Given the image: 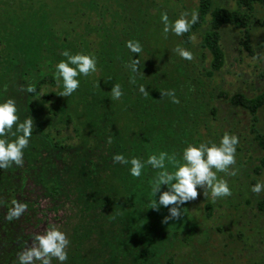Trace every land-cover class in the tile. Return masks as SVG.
Segmentation results:
<instances>
[{
    "label": "trees",
    "instance_id": "trees-1",
    "mask_svg": "<svg viewBox=\"0 0 264 264\" xmlns=\"http://www.w3.org/2000/svg\"><path fill=\"white\" fill-rule=\"evenodd\" d=\"M256 2L264 4V0H238L247 12L253 10ZM195 11L198 19L188 32L179 36V43L187 49L192 34L200 28L205 17L210 16L209 29L200 43L211 55L210 70L206 71L211 76L224 61L219 45L220 28L231 24L245 31L249 16L239 9L213 6L212 0H198ZM135 32L136 28L127 32L128 38L139 41L142 52L138 55L129 52L125 47V41L129 40L125 34L120 40V49L105 62L109 81L118 83L139 105L133 112L139 128L123 155L143 160L147 155L163 152L165 170L171 173L183 162L184 147L200 140L196 115L201 105L189 99L190 92H202L200 76L192 75L194 72L188 67L190 60L179 55L177 59L174 52L169 51L164 60L162 53L155 55L153 49H149L145 32L133 34ZM54 42L44 4L0 0V100L12 98L19 120L28 116L33 120L23 163L0 170V264H18L17 253L32 246L34 234L46 230L38 232L35 228L39 222L47 223V215L50 219L53 213L55 219H59L56 228L62 230L74 210L78 211L81 223L71 229L64 264H174L172 250L193 222L187 202L181 205L182 214L175 221H163L168 215L167 207L158 206L156 210L149 207V201L159 195V192L154 197L151 194L158 170L145 164L141 175L132 177L127 165L118 164L113 171L114 186L101 188L93 182L89 149L80 144L57 142L44 130L32 99L56 83L53 74H44L40 68ZM131 56L140 60L135 74L127 67ZM29 85L36 91L27 92L25 88ZM139 85L145 87L144 94L139 92ZM167 90L173 91L177 103L171 102L166 95L160 96ZM230 100L247 108L254 117L262 98L233 95ZM66 158L74 164L70 165ZM70 180L81 183L79 195L73 194ZM163 190L166 186L161 185L160 191ZM13 199L25 203L26 208L19 218L7 220L5 212ZM43 199L50 204L41 206L39 201ZM36 215L39 216L37 225L28 231L31 218ZM51 264L59 262L52 258Z\"/></svg>",
    "mask_w": 264,
    "mask_h": 264
},
{
    "label": "rangeland",
    "instance_id": "rangeland-1",
    "mask_svg": "<svg viewBox=\"0 0 264 264\" xmlns=\"http://www.w3.org/2000/svg\"><path fill=\"white\" fill-rule=\"evenodd\" d=\"M27 1L38 6L44 4L55 36L52 51L40 64L42 73L54 75L55 64L65 59L60 55L65 49L96 58V71L78 76L79 86L71 96L57 94L62 85L56 78L55 85L43 89L32 104L39 111L44 130L55 141L89 149L93 182L101 188H111L113 171L119 164L113 163L112 155L127 153L129 141L139 128L133 113L139 105L129 92L122 90L119 99L110 98L112 83L105 62L120 49L122 36L127 34L129 39L128 33L134 28L137 32L133 34L145 32L149 49L155 55L162 53L164 60L171 51L178 59L175 48L182 47L179 36L162 33L160 13L166 12L171 21L183 12L195 10L198 0ZM212 3L223 9H239L247 13L249 21L246 32L231 24L220 28L219 45L224 61L209 76L206 71L210 70L211 55L200 43L209 29L210 16L205 17L187 47L192 53L188 67L193 76H200L202 91L190 92L189 99L201 105L196 115L198 143L218 142L224 132L237 136L235 163L230 166L236 169V175L217 173L227 181L229 196L212 200L203 194V189L197 188L196 198L187 201L192 226L175 244L172 256L174 264H264V191L259 194L250 191L254 183H264V4L256 2L253 10L247 12L238 0H212ZM233 95L261 97L255 116L233 103L230 100ZM108 136L112 137L111 144L105 142ZM66 159L70 165L74 164L70 158ZM70 182L73 194L79 195L81 183ZM39 202L43 207L50 204L46 199ZM38 217L31 218L28 231L37 225ZM55 217L53 213L50 219L47 215V223L39 222L35 230L58 227L59 219ZM77 217L78 211L74 210L61 230L67 239L74 225L81 223Z\"/></svg>",
    "mask_w": 264,
    "mask_h": 264
},
{
    "label": "clouds",
    "instance_id": "clouds-1",
    "mask_svg": "<svg viewBox=\"0 0 264 264\" xmlns=\"http://www.w3.org/2000/svg\"><path fill=\"white\" fill-rule=\"evenodd\" d=\"M162 33L166 36L169 32L180 36L189 31L192 24L198 19L197 11L183 12L173 20H169L166 12L160 13ZM125 47L129 52L137 55L142 52L139 41L129 39L125 41ZM175 52L185 60L192 59V53L182 47L175 48ZM65 59L59 60L54 66V77L58 79L62 88L57 92L60 96H71L77 90L80 81L78 76H87L96 71V58L94 55L86 53H70L67 49L60 53ZM136 55V56H137ZM140 60L130 57L127 67L132 74L137 72ZM27 92H35L31 85L25 88ZM141 94L146 92L143 85L138 86ZM111 99H119L122 96L121 86L118 83L111 84ZM168 96L173 103L177 99L172 90L161 92L160 96ZM14 126V130H13ZM33 120L30 116L22 121L17 115L16 103L12 98L0 100V170L11 165L19 166L23 163L24 149L29 144L32 135ZM11 137V138H9ZM106 144L112 143V137H106ZM238 138L235 134L224 132L218 142H200L187 144L182 153V163L171 173L165 170V154H151L143 160L136 156L125 157L121 153L112 155L113 163L127 165V171L132 177H139L144 165L158 170L156 179L151 187V194L159 192L158 198L149 201V207L156 210L158 206L168 209V215L163 217V221H175L180 217L181 205L193 200L197 196V188L203 189V194L215 200L219 197L231 195V190L227 181L218 177L217 173H226L229 176L236 175V169L230 168L235 163L234 153ZM161 185L166 186V190L160 191ZM253 194L264 191V183L256 182L250 187ZM26 208V204L17 199H13L11 207L5 212L4 218L7 220L17 219ZM34 243L26 246L24 250L17 253L18 264H51V259L55 258L59 264H64L67 260L66 248L69 244L65 233L56 227H50L42 234H34L31 237Z\"/></svg>",
    "mask_w": 264,
    "mask_h": 264
}]
</instances>
